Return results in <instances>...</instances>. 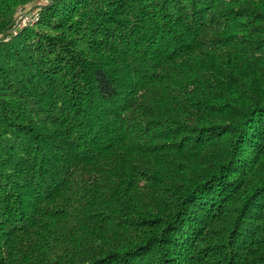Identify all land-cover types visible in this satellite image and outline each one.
<instances>
[{
    "label": "trees",
    "instance_id": "obj_1",
    "mask_svg": "<svg viewBox=\"0 0 264 264\" xmlns=\"http://www.w3.org/2000/svg\"><path fill=\"white\" fill-rule=\"evenodd\" d=\"M37 1L0 0V264H264V0Z\"/></svg>",
    "mask_w": 264,
    "mask_h": 264
},
{
    "label": "rangeland",
    "instance_id": "obj_2",
    "mask_svg": "<svg viewBox=\"0 0 264 264\" xmlns=\"http://www.w3.org/2000/svg\"><path fill=\"white\" fill-rule=\"evenodd\" d=\"M44 2H45V0H38L34 5H40ZM34 7L35 6H33V5H29L27 7L20 9L16 15V22H18L20 18H27V21L29 20V22L32 21L31 19L36 14V8H34ZM16 22H15L14 29L16 27Z\"/></svg>",
    "mask_w": 264,
    "mask_h": 264
},
{
    "label": "built area",
    "instance_id": "obj_3",
    "mask_svg": "<svg viewBox=\"0 0 264 264\" xmlns=\"http://www.w3.org/2000/svg\"><path fill=\"white\" fill-rule=\"evenodd\" d=\"M35 19H36V15L31 19L32 21H30V22H33V21H35ZM29 22V20L27 21V18H20L19 19V21L18 22H16V29L17 28H21V27H23L25 24H28V23H30Z\"/></svg>",
    "mask_w": 264,
    "mask_h": 264
}]
</instances>
